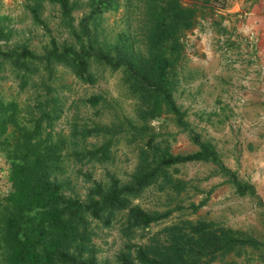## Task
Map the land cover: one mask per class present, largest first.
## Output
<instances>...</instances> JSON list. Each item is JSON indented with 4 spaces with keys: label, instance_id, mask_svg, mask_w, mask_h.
Returning <instances> with one entry per match:
<instances>
[{
    "label": "trees",
    "instance_id": "obj_1",
    "mask_svg": "<svg viewBox=\"0 0 264 264\" xmlns=\"http://www.w3.org/2000/svg\"><path fill=\"white\" fill-rule=\"evenodd\" d=\"M42 1L32 0L35 17ZM48 1L59 5L61 23L71 40L57 43L52 38L42 53L20 42L0 46V77L10 71L19 89L38 90L32 104L25 107L0 93V162L6 169L5 174L4 168L0 170V264H108L99 258L93 238L98 227L114 222L127 237L116 254L117 264H209L239 254L246 245L260 244L245 231L202 218H179L148 230L142 235L145 239L132 240L135 230L170 214L135 203L144 189L157 185L158 190L179 193L186 180L172 175L173 164L220 162L213 145L199 140L174 93L183 36L197 23V6L183 0ZM119 7L124 28L108 36L103 12ZM77 10L82 11L79 18ZM10 36V29L0 23V38ZM101 64L122 69L123 81L136 100L134 119L116 114L109 124L81 129L73 125L72 136L101 132L103 140L85 150L72 146L69 154L102 162L111 158L109 151L117 135L136 142L138 163L128 180L107 172L106 181L92 180L79 194L64 176L69 134L55 129L63 103L52 75L61 66L91 82L95 79L93 67ZM100 98L93 94L87 100L95 103ZM171 112L174 123L199 144L191 154H174L167 144L160 146L158 140L164 135L153 130L152 121ZM234 182L240 194L251 189L237 178ZM191 204L194 209L198 206Z\"/></svg>",
    "mask_w": 264,
    "mask_h": 264
},
{
    "label": "rangeland",
    "instance_id": "obj_2",
    "mask_svg": "<svg viewBox=\"0 0 264 264\" xmlns=\"http://www.w3.org/2000/svg\"><path fill=\"white\" fill-rule=\"evenodd\" d=\"M183 2L196 5L198 13L196 25L183 36V57L178 67L174 93L181 107L186 108L185 118L193 123V131L199 133V140L209 141L213 145L220 162L190 160L173 164L172 175L186 180L185 188L179 193L171 192L168 188L158 190L157 185L144 189L141 196L134 199L135 203L150 210L168 211L170 214L151 222L144 229L135 230L132 240L145 239L142 235L148 230H155L179 218L214 220L255 236L260 240V244L246 245L239 254L231 255L227 260L216 259L209 264H264V182L261 183L257 179L251 181V177L256 178L255 174L258 172H261V179H264V126L256 127V122H253L256 116H251V112L248 121L252 123H243L245 116L234 114L235 119L241 118L237 121L238 125L236 128H229L220 137L212 130L215 125L220 126L224 119L211 111L216 107L214 104L221 103L219 98H215L216 88L211 95L204 93L202 101L200 94L188 95L184 92L187 80L180 81L182 76L188 75L187 68L192 59H212L213 63L214 60L218 63L221 60L223 70L232 68L237 75H234V78L228 76L227 81L224 79L223 88H233V85L240 83L242 77V85L237 89L245 88L258 92V98L254 94L249 101L256 102L262 96L264 104V28L258 27V20L255 19L259 0ZM32 5V0H0V14L3 15L0 23L6 25V30L10 29L11 33L9 39L0 38L1 47L20 42L42 53L50 47L52 38L57 43L72 39L68 28L61 23L58 4L43 0L37 10L38 17L34 16L30 8ZM81 13V10L75 11L78 18ZM259 13L264 14V10ZM102 23L108 36L122 30V7L116 11H104ZM93 71L95 79L91 82L79 79L61 66H56L52 75V82L57 85L58 95L63 103V112L56 120L55 129L69 134L64 176L71 179L79 194L85 191L92 180L106 181L107 172L122 181L128 180L138 163L136 142H126L117 135H114L115 140L109 151L111 158L102 162L91 160L88 155L69 154L72 146L73 149L85 150L103 140L101 132H92L85 137L72 136L69 131L73 125L81 129L83 126L91 127L95 123L109 124L116 114L128 115L134 119L136 100L123 81L122 69L113 70L101 64L94 66ZM37 92L35 87L25 86L19 89L10 71L0 77V93L6 98H16L21 106L32 104ZM93 94L101 95L100 100L95 103L87 100ZM201 107L209 109L205 111L206 114L200 113ZM210 112L212 114L209 115ZM160 117L154 119L152 124L154 131L164 135L158 140L161 147L167 144L174 154L180 153L183 156L199 148L198 142L189 139L187 134L190 133L174 123L172 112ZM217 118L221 122L216 120ZM120 135L123 137V134ZM238 136L244 140H240ZM230 139L236 140L235 143ZM257 164L261 165L257 166L258 169L255 167ZM221 165L226 168L222 169ZM3 168L0 162V170ZM5 170L4 168V174ZM236 178L242 184L253 182L257 189L246 188L245 192L240 194L234 182ZM191 202L198 205L197 208L194 209ZM119 228L117 222L107 227H98L93 238L98 247L99 258L108 264H117L116 254L127 241V237L121 234Z\"/></svg>",
    "mask_w": 264,
    "mask_h": 264
},
{
    "label": "crops",
    "instance_id": "obj_3",
    "mask_svg": "<svg viewBox=\"0 0 264 264\" xmlns=\"http://www.w3.org/2000/svg\"><path fill=\"white\" fill-rule=\"evenodd\" d=\"M264 10V0L261 1L259 0L258 2V7L256 9V14H255V19L258 20V23L256 25H258V27L260 28H264V14L263 13H259V11H263ZM215 63H213V60L210 59H204V58H195L192 59V63L189 64V67L187 68V71L189 72L188 75L186 76H182L180 78V81L182 82L184 79L187 80L186 84H184V86L186 85V88L184 90V92H186L188 95H193L190 93H194V94H200L201 100L204 101V97L205 94L204 93H208V94H213L214 92V88L215 89V94H216V99L219 98V102L221 103H216L214 104L213 110H211L212 112L217 113L218 115H221V117L223 116L224 119L222 120V122L217 118L216 120L220 121L222 124L220 126L215 125L214 126V133L218 134L220 137L221 135H223V133L225 131H228L229 128H236L237 121L239 119H241L240 117L235 119V115H239V116H245L242 119V122L245 123L244 121H246L247 123H252V121H248L250 119H248V115L249 112L250 115L252 116V114H254L256 116V118L253 120V122H256V127L257 126H264V104L262 102V96L261 99H257L256 102H251L249 101V99L256 94L257 98H258V92H254L251 90H247V89H237L238 86L242 85V77L240 78V83L238 85H233V88L230 89H226L225 87L223 88L224 84H223V80L230 76V78H232L234 75L237 76L233 70H231L232 68H227L225 70H223V65L221 60L218 61L214 60ZM229 62V61H228ZM234 65H236V63H234ZM228 66H230V64H228ZM185 67V65H184ZM234 78V77H233ZM227 81V80H226ZM229 81V80H228ZM176 98V97H175ZM230 100V101H229ZM237 100H239L240 102H238ZM178 105L181 107L182 105L178 102V100L176 99ZM228 102V103H227ZM251 104V105H250ZM182 109H184L186 111V116H187V110L184 107H181ZM206 109L205 107H201L200 109V113H205L206 114ZM212 112L209 113L212 114ZM214 113V114H215ZM224 114V115H223ZM164 116V115H163ZM234 117V118H233ZM233 118V119H231ZM187 119V117H186ZM260 119V121H259ZM190 124L192 125L193 123L187 119ZM212 122V120H211ZM210 125V124H208ZM211 129V127H210ZM181 133V132H180ZM184 133V132H183ZM186 134V133H185ZM189 139H191V136L189 134H187ZM239 138V136H238ZM240 140H244L242 137L239 138ZM232 143H235L236 140L230 139ZM260 164L255 165V167H257ZM261 167V165H260ZM259 167H257L256 169H258ZM256 178L251 177V181H255L256 179L258 181H260L261 183L264 182V179H261V172H258L255 174ZM249 185L251 186V189H257V186L255 188V185L253 184V182H249ZM258 185H260V183H258Z\"/></svg>",
    "mask_w": 264,
    "mask_h": 264
}]
</instances>
